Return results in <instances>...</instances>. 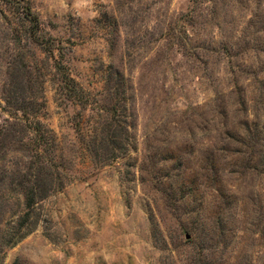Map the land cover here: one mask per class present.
I'll return each mask as SVG.
<instances>
[{"label":"rangeland","instance_id":"1","mask_svg":"<svg viewBox=\"0 0 264 264\" xmlns=\"http://www.w3.org/2000/svg\"><path fill=\"white\" fill-rule=\"evenodd\" d=\"M0 264H264V0H0Z\"/></svg>","mask_w":264,"mask_h":264},{"label":"trees","instance_id":"2","mask_svg":"<svg viewBox=\"0 0 264 264\" xmlns=\"http://www.w3.org/2000/svg\"><path fill=\"white\" fill-rule=\"evenodd\" d=\"M25 14L27 15L28 19H31L33 21V17H32V11L30 9H26ZM35 203V198L32 196L31 198H28L27 200V208H31Z\"/></svg>","mask_w":264,"mask_h":264}]
</instances>
